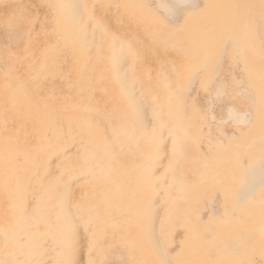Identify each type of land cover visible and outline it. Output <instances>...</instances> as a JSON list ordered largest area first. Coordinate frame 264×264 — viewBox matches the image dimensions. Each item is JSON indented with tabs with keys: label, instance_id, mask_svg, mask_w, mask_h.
<instances>
[{
	"label": "rangeland",
	"instance_id": "374dc122",
	"mask_svg": "<svg viewBox=\"0 0 264 264\" xmlns=\"http://www.w3.org/2000/svg\"><path fill=\"white\" fill-rule=\"evenodd\" d=\"M197 1L0 0V264H263L264 0Z\"/></svg>",
	"mask_w": 264,
	"mask_h": 264
},
{
	"label": "bare ground",
	"instance_id": "6f19581e",
	"mask_svg": "<svg viewBox=\"0 0 264 264\" xmlns=\"http://www.w3.org/2000/svg\"><path fill=\"white\" fill-rule=\"evenodd\" d=\"M173 3H175V4H177L178 6H181V7H183L182 8V10L183 11H186V14H185V16L184 17H186L187 18V16L188 15H190L189 14V12L188 11H190V10H187L188 9V7H195V6H198V3H199V1H197V0H171ZM9 3V2H8ZM11 3V2H10ZM9 6V5H8ZM159 6L160 7H162V9H164L165 11L164 12H166V13H168V14H170V13H172V11H171V8H172V5L170 4V3H168V2H160V4H159ZM212 6V2L211 1H207L206 0V3H205V6H204V8H202V10L201 9H198L197 10V14L196 15H194V17L195 18H197V19H203L205 16H206V13L207 12H205V11H208L209 10V8ZM149 9H151V8H149ZM191 9V8H190ZM154 10H156V9H154ZM100 13V12H99ZM160 15H161V13H160ZM170 16V15H169ZM171 17V16H170ZM162 20H163V18H162ZM173 20V19H172ZM106 24H108V23H106ZM259 25V24H258ZM166 26V25H165ZM178 26V25H177ZM182 26V25H181ZM180 26V27H181ZM249 30V29H248ZM116 32V31H115ZM174 34V33H173ZM91 36V35H90ZM250 36V35H249ZM250 38H251V41H250V43L248 44V47L250 48V50L251 49H255V48H257V44H256V42L254 41V39L252 38V36H250ZM184 40V39H183ZM199 43H201L200 45H204V41L203 42H199ZM198 44V43H197ZM197 46V45H196ZM236 49V48H235ZM128 50H131V48L129 49L128 48ZM197 53V52H196ZM246 52H244L243 53V58H245L246 59V54H245ZM125 54V53H124ZM127 55V54H126ZM149 55V54H148ZM211 56V55H210ZM148 58V57H147ZM149 59V58H148ZM146 61V60H145ZM150 61V60H149ZM150 63V62H149ZM151 63H152V61H151ZM208 68V67H207ZM244 68H245V74H246V77H247V79H248V81H249V83H250V85H251V87L254 89V91H255V94H256V97H257V101L259 102L260 101V103L259 104H261V103H263L264 102V75H261L260 73V70L258 69V67L256 66V65H254V63L253 62H250V63H247V64H245V66H244ZM153 71V70H152ZM262 73H264V72H262ZM134 76H135V74H134ZM101 77V76H100ZM80 78H82V77H80ZM182 78H184V76H182V74L181 73H179V74H177V76H175V80L178 82V81H180V80H182ZM86 79V78H85ZM172 79V78H171ZM178 79V80H177ZM162 81H164V79L162 80ZM161 81V82H162ZM83 82V81H82ZM185 83V82H184ZM194 83V82H193ZM177 84V83H176ZM98 86V85H97ZM101 86V85H100ZM139 87V86H138ZM176 87V86H175ZM189 88V87H188ZM177 90V89H176ZM163 91V90H162ZM167 91V90H166ZM161 92V91H160ZM170 92V91H169ZM145 94V93H144ZM158 95V94H157ZM163 95V94H162ZM162 95H160V96H162ZM147 96V95H146ZM253 97H254V94H253ZM109 99H110V97H109ZM161 99V98H160ZM162 99H163V97H162ZM119 100V99H118ZM165 100V99H164ZM172 100V99H171ZM160 101V100H159ZM151 102V101H150ZM154 102V101H153ZM257 102V103H258ZM106 103V102H105ZM135 103V102H134ZM150 104V103H149ZM155 104V103H154ZM117 105V104H116ZM152 105V104H151ZM163 106V105H162ZM255 107V106H254ZM253 107V108H254ZM131 108V107H130ZM174 108V107H173ZM71 110V109H70ZM73 110V109H72ZM75 110H76V108H75ZM121 110V109H120ZM228 111H230V110H228ZM234 112V111H233ZM263 112H264V109L262 110H260L259 109V111H257V113H256V117H257V121H256V123H259V124H262V120L260 119V114H263ZM125 113V112H124ZM246 114V113H245ZM123 115V114H122ZM141 115V114H140ZM124 116V115H123ZM233 116V115H232ZM242 116V115H241ZM175 117V116H174ZM253 117H254V115H253ZM252 117V118H253ZM130 118V117H129ZM141 118V117H140ZM156 118V117H155ZM211 118V117H210ZM251 118V119H252ZM154 119V118H153ZM163 119V118H162ZM129 120H131V119H129ZM128 120V121H129ZM173 120V119H172ZM185 120V119H184ZM199 120H200V118H199ZM199 120H198V122H199ZM137 121V120H136ZM135 121V122H136ZM141 121V120H140ZM157 121V120H156ZM164 121V120H163ZM235 121V120H234ZM134 122V121H133ZM142 122V121H141ZM185 122V121H184ZM248 122H249V120H248ZM137 123V122H136ZM172 124V123H171ZM171 124H168V125H171ZM193 124V123H192ZM197 125H199V124H197ZM203 125V124H202ZM240 125V124H239ZM247 125V124H246ZM121 126V125H120ZM122 126H125V125H122ZM138 126V125H137ZM157 126V125H156ZM190 126V125H189ZM189 126H188V128H189ZM192 126V125H191ZM100 127V126H99ZM193 127V126H192ZM138 128V127H137ZM146 128V127H145ZM246 128V127H245ZM69 129V128H68ZM126 129V128H125ZM128 129V128H127ZM131 129H132V127H131ZM140 129V128H139ZM149 130H150V128H149ZM175 130V129H174ZM192 130V129H191ZM178 131V130H177ZM244 131H245V129H244ZM150 132V131H149ZM139 133V132H138ZM137 133V134H138ZM198 133V132H197ZM147 134H149V133H147ZM178 135H180V134H178V132H176V136L178 137ZM238 136V135H237ZM181 137H183V136H181ZM149 138V137H148ZM147 138V139H148ZM151 138V137H150ZM185 139V138H184ZM188 140L190 139V138H187ZM142 140H143V138H142ZM192 140V139H191ZM201 140V139H200ZM146 141V140H145ZM183 142H185V140H183ZM190 142H192V141H190ZM189 142V143H190ZM201 142V141H200ZM177 144L179 145L180 144V140L178 141L177 140ZM185 144V143H184ZM209 144V143H208ZM241 144V143H240ZM175 145V144H174ZM194 145V144H193ZM200 145V144H199ZM243 145V144H242ZM172 146V145H171ZM239 146V145H238ZM173 147V146H172ZM226 147V146H225ZM243 147V146H242ZM155 148H156V146H155ZM154 148V150H156ZM180 148H181V146H180ZM214 148V147H213ZM246 148V147H245ZM249 148V147H248ZM137 149H139V148H137ZM247 149V148H246ZM183 150V149H182ZM191 150H192V148H191ZM194 150V149H193ZM244 150V149H243ZM197 151V150H196ZM195 151V152H196ZM162 152V151H161ZM183 152V151H182ZM197 153V152H196ZM149 154V153H148ZM198 154V153H197ZM153 155V154H152ZM218 155V154H217ZM216 155V156H217ZM248 155V154H247ZM145 156V155H144ZM193 157V156H192ZM191 157V158H192ZM153 158V157H152ZM155 159H157V158H155ZM138 160H141V159H138ZM138 160H137V163H139L138 162ZM173 160V159H172ZM189 160V159H188ZM198 160V159H197ZM202 160H203V158H202ZM146 163V162H145ZM156 163V162H155ZM143 164V163H142ZM148 164V163H147ZM196 164V163H195ZM195 164H194V166H195ZM144 165V164H143ZM161 165V164H160ZM197 165H199V164H196V166ZM108 166H110V165H108ZM122 166L123 165H121L120 167L122 168ZM138 165H136V167H137ZM151 166H153L152 164H151ZM124 167V166H123ZM143 168V167H142ZM165 168V167H164ZM195 168V167H194ZM219 168H220V170H222V171H227V169L223 166V165H220L219 164ZM156 169V168H155ZM117 171H118V169H116ZM135 170V169H134ZM113 171V170H112ZM161 171H163V170H161ZM235 171H237V170H235ZM132 172V171H131ZM138 172V171H137ZM115 173V172H114ZM119 174L120 173H124L125 175L127 174V172L125 173L124 171L123 172H118ZM118 173H117V175H118ZM130 173V172H129ZM134 173V172H133ZM139 173V172H138ZM255 173V172H254ZM253 173V174H254ZM124 174L122 175H120L119 176V178L121 177V176H124ZM140 174V173H139ZM236 174V173H235ZM116 176V175H115ZM127 176V175H126ZM132 176V175H131ZM131 176H127L128 178L129 177H131ZM142 176H144L143 174H142ZM257 176V175H256ZM118 177V176H117ZM134 176H132V178H133ZM116 178V177H115ZM118 178V179H119ZM123 178V177H122ZM122 178H121V181L123 182L124 181V179L125 178H123V180H122ZM228 178V177H227ZM117 179V180H118ZM125 180H127V179H125ZM163 180V179H162ZM120 181V183L122 184V182ZM128 181V180H127ZM136 181H134V183H135ZM124 183H125V181H124ZM128 183V182H127ZM127 183L125 184V185H127ZM140 183V182H139ZM146 183V182H145ZM144 183V184H145ZM147 183H149V182H147ZM146 183V184H147ZM131 184V183H130ZM129 184V188H131L132 186ZM141 184V183H140ZM142 185V184H141ZM148 185V184H147ZM190 185V184H189ZM124 186V185H123ZM122 186V187H123ZM131 186V187H130ZM144 186V185H143ZM125 187V186H124ZM196 187V186H195ZM148 188V187H147ZM121 189H123V188H121ZM127 189V188H126ZM150 189V188H149ZM191 189V188H190ZM148 190V189H147ZM151 191H152V189H150ZM149 190V191H150ZM163 190V189H162ZM193 190V189H192ZM148 191V192H149ZM161 191V190H160ZM159 191V192H160ZM158 192V193H159ZM225 192H227V191H225ZM254 192H255V190H254ZM141 193V192H140ZM196 193V192H195ZM231 193V192H230ZM144 193H142V195H143ZM148 194V193H147ZM136 195V194H135ZM139 195V194H138ZM145 195V194H144ZM149 195V194H148ZM148 195H145V196H148ZM163 195V194H162ZM161 195V196H162ZM122 196V195H121ZM150 196V195H149ZM157 196H158V194H157ZM163 197V196H162ZM167 197V196H166ZM165 197V198H166ZM256 197V196H255ZM136 198V197H135ZM170 198V197H169ZM146 199V198H145ZM144 199V200H145ZM240 199V198H239ZM238 199V200H239ZM250 199V198H249ZM148 200V199H147ZM254 200H255V198H254ZM134 201V200H133ZM149 201L151 202V200L149 199ZM171 201V200H170ZM240 201V200H239ZM250 201H251V199H250ZM252 201H253V199H252ZM129 202H130V200H129ZM137 202V201H136ZM256 202V201H255ZM259 203H260V201H258ZM257 202V203H258ZM119 203V202H118ZM138 203V202H137ZM142 203H143V205H145L144 203L145 202H143L142 201ZM147 203V202H146ZM165 203V202H164ZM251 203V202H250ZM258 203V204H259ZM155 204V203H154ZM252 204H253V202H252ZM263 204H264V202H263ZM136 205V204H135ZM142 205V206H143ZM250 205V204H249ZM260 205V204H259ZM147 206V205H146ZM154 206V205H153ZM158 206V205H157ZM157 206H155V207H157ZM246 206V205H245ZM135 207V206H134ZM133 207V208H134ZM141 207V205L139 206V208ZM154 207V208H155ZM159 207V206H158ZM161 207V206H160ZM236 207H237V205H236ZM248 207V206H247ZM136 208V207H135ZM153 208V207H152ZM151 208V209H152ZM262 208V207H261ZM260 208V209H261ZM241 209H242V207H241ZM241 209H239V208H234L233 210H234V213H235V221H238L240 218H242V217H244L245 216V212L243 211V210H241ZM245 209V208H244ZM132 210V209H131ZM161 210V209H160ZM164 210H166V209H164ZM247 210V209H246ZM153 211H155V210H153ZM167 211V210H166ZM167 212H169V210L167 211ZM144 213V212H143ZM146 214V213H145ZM159 214H160V212H159ZM155 215V214H154ZM167 215V214H166ZM250 215H252V214H250ZM140 216H142V215H140ZM160 216V215H159ZM75 217V216H74ZM73 216H70L69 217V219L70 220H72V222H75V221H73V219L75 220V218H74ZM144 217V216H143ZM138 218H140V217H138ZM159 218V217H158ZM164 218V217H163ZM196 218V217H195ZM156 219H157V217H156ZM131 220V219H130ZM129 220V221H130ZM164 220V219H163ZM254 220H255V218H254ZM134 221V220H133ZM136 221V220H135ZM194 221V220H193ZM195 222V221H194ZM199 222V221H198ZM256 222H257V220H256ZM131 223V222H130ZM157 223H158V219H157ZM169 223V222H168ZM233 223V222H232ZM129 224V223H128ZM165 224H167V223H165ZM80 225V224H79ZM130 225V224H129ZM244 225H245V227L247 228V229H250V227L246 224V223H244ZM257 225V224H256ZM157 226V225H156ZM196 226V225H195ZM65 227V226H64ZM253 228V230H254V228L255 227H252ZM251 228V229H252ZM262 228V227H261ZM264 228V227H263ZM156 229V228H155ZM213 229V228H212ZM235 231H234V233H235V235L237 236V237H235V238H237V240H239V242L240 241H242V242H245L246 240H247V238H248V236H247V234L246 233H243L242 231H241V229H239V228H237V227H235ZM164 230V229H163ZM191 230V229H190ZM239 230L244 234V236H242L241 234L239 235ZM192 231V230H191ZM133 233V232H132ZM157 232H155V234H156ZM254 234V233H253ZM70 236V235H69ZM157 236V235H156ZM218 237V236H217ZM229 237H231V235L229 236ZM234 237V236H233ZM66 238V237H65ZM218 239V238H217ZM231 239V238H230ZM167 240V239H166ZM165 240V241H166ZM258 240V239H257ZM263 240V239H262ZM196 241V240H195ZM259 241V240H258ZM174 242V241H173ZM66 243V242H65ZM64 243V244H65ZM219 243V242H218ZM237 243V242H236ZM262 243L263 242H258L256 245H260V247L258 248V246H257V248L259 249L256 253H258L259 255H260V257H261V259H262V261H263V264H264V246L262 247ZM207 245V244H206ZM221 246V245H220ZM160 247V246H159ZM206 247V246H205ZM161 248V247H160ZM188 248V247H187ZM207 248V247H206ZM254 248V247H253ZM261 248V249H260ZM163 250H165V249H163ZM176 250V249H175ZM210 250H211V248H210ZM209 250V251H210ZM236 251H237V249H235ZM162 251V250H161ZM207 251H208V249H207ZM231 252V251H230ZM252 252V251H251ZM163 253V252H162ZM219 254H220V252H218ZM223 253V252H222ZM254 254H255V252H253ZM197 254V253H196ZM164 255V254H163ZM240 256H241V258L240 259H248V257H249V255L248 254H246V253H243V254H239ZM183 258V257H182ZM167 259V258H166ZM250 259H251V257H250ZM146 260V259H145ZM234 260V259H233ZM236 260V259H235ZM167 261H169V260H166V262ZM219 261H221V259H219ZM249 261V260H248ZM170 262V261H169ZM236 262V261H235ZM171 263V262H170ZM249 263V262H248ZM260 263V262H259ZM220 264V263H219ZM249 264H251V263H249Z\"/></svg>",
	"mask_w": 264,
	"mask_h": 264
}]
</instances>
